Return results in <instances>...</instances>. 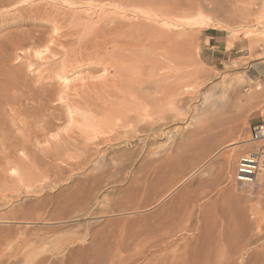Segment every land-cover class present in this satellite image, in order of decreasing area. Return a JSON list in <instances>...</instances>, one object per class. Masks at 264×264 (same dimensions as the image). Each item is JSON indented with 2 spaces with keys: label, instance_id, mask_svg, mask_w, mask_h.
<instances>
[{
  "label": "rangeland",
  "instance_id": "obj_1",
  "mask_svg": "<svg viewBox=\"0 0 264 264\" xmlns=\"http://www.w3.org/2000/svg\"><path fill=\"white\" fill-rule=\"evenodd\" d=\"M263 120L264 0H0V264H214L206 225L264 212L234 180Z\"/></svg>",
  "mask_w": 264,
  "mask_h": 264
},
{
  "label": "bare ground",
  "instance_id": "obj_2",
  "mask_svg": "<svg viewBox=\"0 0 264 264\" xmlns=\"http://www.w3.org/2000/svg\"><path fill=\"white\" fill-rule=\"evenodd\" d=\"M125 73L126 72H115L116 77L112 81V85H113V87L116 90H118V93L120 91H121V93L122 92H130L131 90L133 91V89H134V88H132L133 87V81H132V84L127 82L126 78L128 79V77L126 76ZM127 75H129V74H127ZM138 75H139V73H138ZM141 76H143V75H141ZM141 76H137V77H141ZM134 80H135V78H134ZM139 80H142V78L141 79L138 78L134 82L135 83L136 82L140 83ZM65 81L67 82L68 79H65ZM67 83H69V81ZM149 83L150 82H148L147 84H149ZM141 85L142 84H140V87H142ZM137 86H139V85H137ZM112 90H114V89H112ZM133 93H134V91H133ZM126 96H127V94H126ZM236 100H237V102L239 101L238 98ZM167 110L168 109H161L160 110V114L162 115V117H160V118L163 121H166V120L169 119V116H167ZM137 115H139V114H137ZM142 116H140L138 118V119H140L139 121H143L142 120V118H143ZM157 116H158V114H157ZM71 117H73V116H71ZM134 118L136 119L137 117H134ZM129 119L130 118L128 117V120ZM237 119H238L237 116H231V115L225 116V117L215 121V123L213 125H211L207 130L203 131L202 134H204V135L201 138V142L197 143V144H199L198 145V149L195 148L197 150V152H199V155L201 153V156H197V157L195 156L192 159L194 161H197L198 163L200 161H202V160L204 161L203 157H204V154H205V149H207L206 146H208V144L210 145V143L211 142L213 143V141H215L216 138H219L220 136H223L225 134H229V135L235 134L238 131L240 125H241V124L238 123ZM215 144H216V142H215ZM215 144H214V146H215ZM236 144L237 143L232 144V145H236ZM196 147H197V145H196ZM225 154H227V153H225ZM224 156H225L226 161H228V163H229V161L231 159V155L228 154V155H224ZM173 165H174V163H173ZM174 166H176V165H174ZM171 168L172 167H170V169ZM173 168L171 170H173ZM168 171H170V170L168 169ZM172 173H173V171H172ZM182 174H181V176H182ZM239 188L243 189L245 187H239ZM232 190L233 189H231V188L229 189V192H230L231 195L233 194ZM202 197L204 198V196H202ZM194 198H195V196H194ZM200 198H199V200H200ZM193 200H191V201L193 202ZM189 201H190V199H189ZM251 208H252V212H250V213H252V214H251L250 218L247 217L246 212L244 211V209H241L240 211L235 213L236 216H237V219H235V217L232 218L233 215L231 217L230 214L232 212L228 213V212H224L223 211L224 212L223 215L225 216V219H227L231 224L234 221L233 222L234 225H236L235 222H237L238 226H236V227L235 226H231V228H230L229 226L226 227L222 223L217 225L218 223L213 221V220H216V219L212 218L213 220L210 219L211 222L209 224H207L206 227L204 228L205 232H203V234L201 233L204 236L205 240L202 242L200 239L203 238V237L200 238L197 235L198 239L202 242L201 245L199 244L200 248L202 247L201 248L202 250H206L212 255V257H210V259H211V261H214V264H241V263L242 264H264V220H263L264 212L261 209V207H258V206H253ZM225 211H227V210H225ZM213 216H214V214H213ZM189 221L186 222V224L183 225L181 228L178 227V228H175V229L170 230V231H164V232L160 231L158 233H155V235H151L150 240L147 241V242H149L150 245L152 247H154V248H156V247L161 248L164 245H168V244H173V246H177L173 239L179 233H181L182 231H187L188 232V229H189V226H190ZM204 221H206V220H204ZM217 222H218V219H217ZM202 226H204V224ZM196 228L198 229V227H196ZM202 229H203V227H201V230ZM199 234H200V232H199ZM191 239L189 240L190 242L192 241ZM196 239H197V237H196ZM194 240L195 239H193V242H195ZM188 244L190 245V243L187 242L186 245H188ZM221 247L224 248V249L226 248V250H224L225 252H223V254L221 252V254L219 255L218 251L220 250ZM88 257H89V255H88ZM160 264H162V263H160ZM166 264H167V262H166Z\"/></svg>",
  "mask_w": 264,
  "mask_h": 264
},
{
  "label": "built area",
  "instance_id": "obj_3",
  "mask_svg": "<svg viewBox=\"0 0 264 264\" xmlns=\"http://www.w3.org/2000/svg\"><path fill=\"white\" fill-rule=\"evenodd\" d=\"M252 144L264 141V120L250 128ZM264 177V146L254 148L240 156L234 175L235 183L240 187L250 188L257 185Z\"/></svg>",
  "mask_w": 264,
  "mask_h": 264
}]
</instances>
